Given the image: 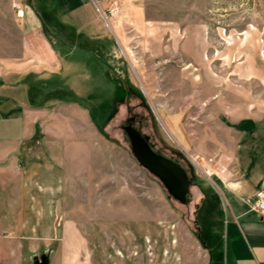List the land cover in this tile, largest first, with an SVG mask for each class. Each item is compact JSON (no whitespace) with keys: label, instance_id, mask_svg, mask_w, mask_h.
<instances>
[{"label":"rangeland","instance_id":"374dc122","mask_svg":"<svg viewBox=\"0 0 264 264\" xmlns=\"http://www.w3.org/2000/svg\"><path fill=\"white\" fill-rule=\"evenodd\" d=\"M108 3L102 17L97 3L88 5L99 27L87 48L57 51L65 66L51 93L87 106L88 213L105 229L89 246L100 255L119 250V264H199L201 241L225 251L222 205L212 222L204 209L212 181L227 175L230 128L264 115V0ZM61 82L69 85L62 97ZM130 124L197 181L186 205L136 161L124 132ZM110 221L119 223L113 240Z\"/></svg>","mask_w":264,"mask_h":264},{"label":"crops","instance_id":"0c3cea01","mask_svg":"<svg viewBox=\"0 0 264 264\" xmlns=\"http://www.w3.org/2000/svg\"><path fill=\"white\" fill-rule=\"evenodd\" d=\"M25 2L18 18L13 0H0V264H36L43 257L49 264H119V250L100 255L89 246L105 229L88 213L87 106L51 95L65 66L57 51L89 46V33L99 26L88 5L97 3L101 16L108 0ZM66 87L61 82V97ZM76 94L83 99L80 89ZM232 126L227 175L212 181L204 209L212 222L222 205L225 251L214 253L204 243L199 264H264V213L252 210L264 190V115ZM108 225L113 240L119 223Z\"/></svg>","mask_w":264,"mask_h":264},{"label":"water","instance_id":"95a60500","mask_svg":"<svg viewBox=\"0 0 264 264\" xmlns=\"http://www.w3.org/2000/svg\"><path fill=\"white\" fill-rule=\"evenodd\" d=\"M124 132L139 165L161 182L172 199L186 205L190 189L196 186L197 181L190 179L181 165L156 152L150 145L149 138L132 125L125 127ZM36 264H49V260L43 257Z\"/></svg>","mask_w":264,"mask_h":264},{"label":"built area","instance_id":"2783aa9c","mask_svg":"<svg viewBox=\"0 0 264 264\" xmlns=\"http://www.w3.org/2000/svg\"><path fill=\"white\" fill-rule=\"evenodd\" d=\"M26 0H13V9L18 18H24L25 12L28 9ZM252 210L259 213H264V190L258 191L252 203Z\"/></svg>","mask_w":264,"mask_h":264},{"label":"trees","instance_id":"16d2710c","mask_svg":"<svg viewBox=\"0 0 264 264\" xmlns=\"http://www.w3.org/2000/svg\"><path fill=\"white\" fill-rule=\"evenodd\" d=\"M136 94H137V96H138L140 99L144 100V97L142 96V94H140V93H136ZM96 114H97V113H95V116H97ZM97 117H98V116H97ZM99 118H100V120H101L102 123H104L105 120H106L105 117H104V115L102 116V118H101V117H99ZM98 123H100V121H99ZM100 127H101L100 129L102 130V129H103L102 126H100ZM201 244L205 247V244H204L203 241H201Z\"/></svg>","mask_w":264,"mask_h":264},{"label":"flooded vegetation","instance_id":"af4514ba","mask_svg":"<svg viewBox=\"0 0 264 264\" xmlns=\"http://www.w3.org/2000/svg\"><path fill=\"white\" fill-rule=\"evenodd\" d=\"M130 125H132V124H130ZM133 126V125H132ZM150 143V142H149ZM151 145V144H150ZM152 146V145H151ZM153 148V147H152ZM154 149V148H153ZM157 152V151H156ZM158 153H160V152H158ZM161 154V153H160ZM183 167V166H182ZM184 168V167H183ZM185 169V168H184ZM186 170V169H185ZM187 171V170H186ZM187 174H188V172H187ZM188 176H189V174H188ZM189 178H190V176H189ZM191 179V178H190ZM188 198H189V195H188Z\"/></svg>","mask_w":264,"mask_h":264}]
</instances>
